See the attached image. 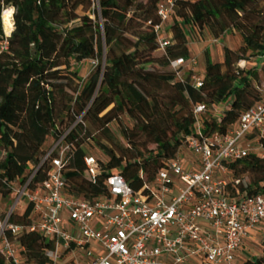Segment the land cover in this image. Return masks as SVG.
Listing matches in <instances>:
<instances>
[{
	"label": "trees",
	"instance_id": "1",
	"mask_svg": "<svg viewBox=\"0 0 264 264\" xmlns=\"http://www.w3.org/2000/svg\"><path fill=\"white\" fill-rule=\"evenodd\" d=\"M97 1L98 14L94 0H0V44L7 41L0 52L1 202L63 134L69 145L62 168L64 193L91 200L107 191L112 174L146 193L157 172L182 152L186 136L223 137L262 98L264 0L178 1L169 28L174 43L169 42L160 57L153 52L159 46L154 25L160 23L156 8L162 0L137 4L130 17L134 0ZM7 7L13 8V28L6 36L2 11ZM137 11L144 29L132 33V41L125 34ZM181 24L199 38L204 30L215 39L229 30L240 38L237 48L222 46L221 62L211 61L205 51L198 86L192 73L179 79L169 68L172 59L189 57ZM250 59L253 65L248 68L237 65ZM87 61L95 64L81 74L78 68ZM199 104L205 111L199 115L197 134L193 110ZM215 106L217 113L212 111ZM112 122L118 124L121 138L112 132ZM150 144L155 147L148 148ZM86 155L96 159L94 179L87 174ZM224 165L228 177L237 181L228 187L231 195L264 194V159L256 153ZM48 169L43 164L35 181ZM29 210L11 221L26 223ZM16 242L24 248L26 262L49 263L44 251L48 244L39 233L24 232ZM0 264L11 263L0 253ZM242 264H264V237L261 254Z\"/></svg>",
	"mask_w": 264,
	"mask_h": 264
},
{
	"label": "built area",
	"instance_id": "2",
	"mask_svg": "<svg viewBox=\"0 0 264 264\" xmlns=\"http://www.w3.org/2000/svg\"><path fill=\"white\" fill-rule=\"evenodd\" d=\"M178 1L158 3L160 23L154 25L155 33ZM94 5L98 8L97 0ZM157 41L162 48L169 44L167 37L157 35ZM6 48L5 40L0 52ZM195 63L194 58L177 57L169 68L182 79L183 67ZM191 78L200 85L197 77ZM218 108L212 111L217 113ZM204 111L203 104L193 110L197 134ZM64 136L54 140L29 175L15 185L12 204L3 208L0 201V253L11 264H31L16 242L24 232H37L45 240L48 264L59 259L63 264H235L242 241L264 228V194L231 195L228 187L237 181L228 177L224 165L249 153L264 159V85L261 100L243 112L237 127L225 136H186L183 146L192 159L186 161L179 151L166 169L157 172L146 193L133 190L119 174L108 176L107 191L91 200L64 193L62 168L69 151ZM43 164L49 165L46 176L35 181ZM84 164L94 179L95 157L86 155ZM22 198L27 200L25 210L30 208L28 220L12 222Z\"/></svg>",
	"mask_w": 264,
	"mask_h": 264
},
{
	"label": "rangeland",
	"instance_id": "3",
	"mask_svg": "<svg viewBox=\"0 0 264 264\" xmlns=\"http://www.w3.org/2000/svg\"><path fill=\"white\" fill-rule=\"evenodd\" d=\"M147 0H134V4L133 6L130 8V11L128 13V16L127 17H130L131 15H133V11L136 7L137 4H143L145 3ZM82 11L79 10V13H81ZM95 12L98 14L99 13V9L95 7ZM139 12H135L134 14V18L132 19L131 22H128L127 24V32H126V37H128L129 39H131L132 41H135V38L134 36L132 35V33L134 32H140V31H143L144 29V25L142 23V21L139 19ZM97 19V18H96ZM97 22L99 24H101V19L98 17L97 19ZM172 22V18L170 17L168 20L164 21L161 23V26H160V30L158 32V37L159 38H163V37H167L169 42H170V45L173 44V39H172V33H170V24ZM181 27L185 33V37H186V45L188 46V48H190V50L193 52V55H195V60L197 58V62H198V65H197V74L202 77L203 74H204V67H205V54L203 52L204 49H202L201 47H198L196 46L193 47L192 44L190 43L192 40L194 43H197V42H201L199 39V37L194 34L187 25H184V24H181ZM170 35V37H169ZM201 35V34H200ZM201 38L203 39V41H205L206 39H209L211 40L212 37L211 35L209 34V32L207 30H204V32L202 33L201 35ZM222 43L223 45H228L232 48H237L240 44V38H239V35L232 31V30H229L226 35L224 37H222ZM197 45V44H196ZM167 47V46H166ZM162 48L160 46H158V49L156 51L153 52V55L155 57H160L164 54V50L165 48ZM103 48L105 49V45L103 44ZM195 48V50H194ZM210 51L212 53V58H211V61H217L219 58L216 57V52H215V48L212 46V48L210 47ZM198 53V55H196ZM103 58H104V55H103ZM95 64V62L93 61H87V62H82L81 65L79 66L78 70L80 71L81 74H84L86 73V71H88L93 65ZM239 67H250L251 65H253V59H250L249 62L246 64L244 63V61H239L238 64H237ZM160 70H167L166 67H160L159 68ZM124 123L128 124V125H131V120L127 119V118H124ZM110 128L112 130V132L114 133V135H116V137H119L121 138V135H120V128L118 126V124L116 122H112L110 124ZM50 143H48L49 145ZM47 145V146H48ZM155 146L150 144L148 145V148H154ZM88 149H90L89 151H93L94 149H92L91 147H89ZM244 182L248 183L249 181V178L247 175L244 176ZM2 202L6 203V207H8V205H11L12 202H13V198L11 197H8L6 199H4ZM26 204H27V200L26 198H22L21 199V206H18L15 213L17 214H21L24 212L25 210V207H26ZM262 237H264V233H261L260 236L256 237V238H249L250 240H247L246 243H244L241 247V252L237 253L236 254V258H237V261L236 263L238 264H242V262L245 260V259H249V258H252V257H257L261 254V239ZM91 246H94L93 243H91ZM64 263V260L62 259H59L57 261V264H63Z\"/></svg>",
	"mask_w": 264,
	"mask_h": 264
},
{
	"label": "crops",
	"instance_id": "4",
	"mask_svg": "<svg viewBox=\"0 0 264 264\" xmlns=\"http://www.w3.org/2000/svg\"><path fill=\"white\" fill-rule=\"evenodd\" d=\"M201 35H202V34H201ZM225 35H226V33H225L222 37H224ZM169 37H170V35H169ZM222 37L219 38V39L217 40V42H213V41H212L213 38H212L211 40L206 39L205 41H203V39L200 37L199 40H200L201 42L194 43L193 40H192L190 43H191L192 46L195 47V48H196V46H198V47H201L202 49H204V50H203L204 54H205V51L207 50L208 53H209V57H210V59L212 58V53H211V51H210V47L212 48V46H213V47L215 48L216 57L219 58L217 61H218V62H221V61H222V46H223V43H222V40H221ZM196 44H197V45H196ZM187 48H188V46H187ZM195 48H194V50H195ZM188 52H189V57H188V59L195 57V55H193V52L190 50V48H188ZM196 55H198V53H197ZM194 59H195V58H194ZM197 65H198V62H197V58H196V63H195V64H188L186 67H183V69H182V71H181V74H182L183 76H186L188 73H192L195 77L199 78L200 76L197 74V71H198V70H197V69H198V68H197ZM182 153H183L184 158H185L186 161H190V159H192V154H191V153H190L185 147L182 149ZM188 163H189V162H188ZM261 233H264V228H257V229H255V230H253V231L251 232V234H250L249 237L245 238V239L242 241V243L240 244L239 248L236 250L235 255H234V258H235V259H234V262H235V264H237V263H236V261H237L236 254L242 251V250H241L242 245H243L244 243H246L247 240H250L249 238H256V237L260 236ZM240 250H241V251H240ZM238 264H239V263H238Z\"/></svg>",
	"mask_w": 264,
	"mask_h": 264
},
{
	"label": "bare ground",
	"instance_id": "5",
	"mask_svg": "<svg viewBox=\"0 0 264 264\" xmlns=\"http://www.w3.org/2000/svg\"><path fill=\"white\" fill-rule=\"evenodd\" d=\"M12 13H13L12 7H7L2 11V25L6 34H9L13 28V23L11 18Z\"/></svg>",
	"mask_w": 264,
	"mask_h": 264
}]
</instances>
